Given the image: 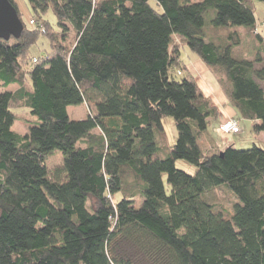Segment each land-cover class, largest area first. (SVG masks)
I'll return each mask as SVG.
<instances>
[{
	"label": "trees",
	"instance_id": "obj_1",
	"mask_svg": "<svg viewBox=\"0 0 264 264\" xmlns=\"http://www.w3.org/2000/svg\"><path fill=\"white\" fill-rule=\"evenodd\" d=\"M255 1L27 0L33 28L0 39V264H264V148L202 145L218 112L180 60L186 46L264 131L263 49L232 56L237 27L262 41ZM40 36L50 50L31 55ZM84 103L85 118L71 119ZM13 109L36 117L25 134ZM55 151L62 165L49 171ZM221 184L237 199L229 213L206 196Z\"/></svg>",
	"mask_w": 264,
	"mask_h": 264
},
{
	"label": "rangeland",
	"instance_id": "obj_2",
	"mask_svg": "<svg viewBox=\"0 0 264 264\" xmlns=\"http://www.w3.org/2000/svg\"><path fill=\"white\" fill-rule=\"evenodd\" d=\"M21 21L26 26V28H33L31 26V23L29 22V19L33 16V13L27 3V0H16ZM152 4L155 6V2L152 1ZM214 15V9L210 8L206 14L205 19L208 24V21L210 18ZM43 18L47 20L50 25H52L53 30L55 29V18L52 15V12H47ZM255 19L256 24L260 25L264 21V3L255 1ZM261 22V23H260ZM260 23V24H259ZM239 29V33L241 36V43L237 48H234L232 51V56L235 58H240L241 56H249V55H256L258 47L257 43L258 41L252 36V34H249L250 36H247L244 33V29H247L246 27H237ZM248 33L249 30L247 29ZM259 33L264 38V25L260 26ZM67 40L65 41L66 44L71 45L74 42V34L72 32H68ZM50 50V45L47 41V39L43 36H40L37 40V43L31 48V55H38L43 56L47 51ZM196 56L192 54L186 46H182L180 48V60L183 64L188 65L190 59L195 58ZM186 75V73H184ZM223 90L225 87L221 85ZM17 88V85H10L7 89L8 90H15ZM208 92L209 95H213V90L209 89ZM215 98V96H213ZM91 110L90 106L88 104H80L76 106H69L67 108L68 114L71 119L79 120L85 118L87 113ZM16 115L17 118L14 121L13 129L20 134H25L28 130V126L33 124L36 120V117L32 116L30 113L24 111L23 109H13L12 110ZM162 126H163V134L165 138L166 146L171 147L176 139V128L174 125V120L170 116L163 117L161 120ZM215 140H219L218 136L214 137ZM201 143L204 147H207V138L204 136V138H201ZM234 143L233 147L236 149H246L250 148L253 145H256L258 147L264 148V131H261L258 135L252 131V127H250V123L246 120L241 119L240 120V131L237 134H234ZM219 145H216L215 147L220 148L224 144L219 141ZM62 155L55 151L52 155H50L46 161L47 169L49 171H52L56 167H59L62 165ZM175 165L177 168L182 169L188 173H194L195 166L193 164H190L184 160H176ZM129 169V168H128ZM126 170L124 171V183L127 190L133 191L136 189L138 185H140V181L138 178L135 177L132 170ZM164 185L167 188L166 183V175L164 174L162 176ZM227 184H221L218 185L206 192L207 199L213 203L217 208L222 209L225 213H229L230 210L232 211L231 205L234 202L236 198L233 197V195L228 191ZM136 202L134 204L135 207L138 206L139 199L136 198ZM237 201V199L235 200Z\"/></svg>",
	"mask_w": 264,
	"mask_h": 264
},
{
	"label": "crops",
	"instance_id": "obj_3",
	"mask_svg": "<svg viewBox=\"0 0 264 264\" xmlns=\"http://www.w3.org/2000/svg\"><path fill=\"white\" fill-rule=\"evenodd\" d=\"M260 26H263V25L262 24L258 25L259 28H260ZM259 28H258V30H259ZM244 33L247 36H250L249 34H251L250 32L248 33L247 29H244ZM260 37H261L262 41L257 43V47L263 49L262 54H261L263 61L261 64L256 65L257 68L264 66V38L262 37L261 34H260ZM240 43H241V41H240ZM240 43L238 45L234 46L232 51L234 50V48H237L240 45ZM254 57H255V55L253 56V54H252L249 56L248 55L247 56H241L240 59H242V58L253 59ZM186 68H187V71L194 78L195 82L197 83L202 95L205 97H208L210 99L211 104L217 109V112H218L217 121L211 125V127L209 128L208 134L203 135L202 138H204V136L207 138V140H206L207 145H208V147H211V148L213 146L219 145L220 144L219 141H221V143L224 144L219 149H221L225 146H229V145L232 146L234 143V141H233L234 140V134H237L240 131V120L243 119V120H246L247 122H249L250 127H252L253 121L238 116L236 110L229 103V100L227 98L225 90H223V88L221 86V81H220L221 78H219V76L217 75V72H215L211 68H209L201 59H199L197 57L190 59L188 65H186ZM259 84L264 91V80L259 81ZM209 89L213 90V92H214L213 95H209L210 94L208 92ZM213 96H215V98ZM231 118L238 120L239 131L236 133H229V134L222 133L219 130L220 123H222L223 121H226L228 119H231ZM259 133H261V132H259ZM259 133H256V135H258ZM215 136H218L219 140H217V139L215 140V138H214Z\"/></svg>",
	"mask_w": 264,
	"mask_h": 264
},
{
	"label": "water",
	"instance_id": "obj_4",
	"mask_svg": "<svg viewBox=\"0 0 264 264\" xmlns=\"http://www.w3.org/2000/svg\"><path fill=\"white\" fill-rule=\"evenodd\" d=\"M23 28L15 7L8 0H0V39L8 40L10 37L17 39Z\"/></svg>",
	"mask_w": 264,
	"mask_h": 264
},
{
	"label": "built area",
	"instance_id": "obj_5",
	"mask_svg": "<svg viewBox=\"0 0 264 264\" xmlns=\"http://www.w3.org/2000/svg\"><path fill=\"white\" fill-rule=\"evenodd\" d=\"M30 23H33L32 20H30ZM219 130L222 133L229 134V133H236L239 131V123L237 119L231 118L226 121H223L219 125Z\"/></svg>",
	"mask_w": 264,
	"mask_h": 264
}]
</instances>
